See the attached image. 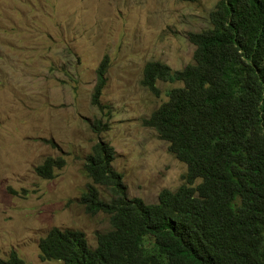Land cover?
Wrapping results in <instances>:
<instances>
[{"label":"rangeland","instance_id":"rangeland-1","mask_svg":"<svg viewBox=\"0 0 264 264\" xmlns=\"http://www.w3.org/2000/svg\"><path fill=\"white\" fill-rule=\"evenodd\" d=\"M217 1L0 0L1 258L16 251L27 264H63L40 257L39 240L54 226L81 229L96 245L108 216L87 213L79 196L91 181L85 157L99 139L115 148L130 197L152 203L184 182L187 165L143 124L182 83L159 81L156 96L141 79L149 60L173 69L193 62L188 34L211 27ZM98 88L100 104L92 101ZM98 120L109 129L94 131ZM50 155L66 163L45 179L36 166Z\"/></svg>","mask_w":264,"mask_h":264},{"label":"trees","instance_id":"trees-1","mask_svg":"<svg viewBox=\"0 0 264 264\" xmlns=\"http://www.w3.org/2000/svg\"><path fill=\"white\" fill-rule=\"evenodd\" d=\"M196 1V0H186ZM211 27L190 31L193 62L173 69L149 60L141 83L154 95L159 81L181 82L143 119L187 165L184 182L163 188L158 200L130 197L100 140L86 155L90 177L79 202L107 214L110 227L90 246L78 228L52 227L39 240L42 260L63 264H264V0H218ZM108 56L100 62L99 80ZM100 88L92 101L101 103ZM94 131L108 123H91ZM47 143L57 146L51 139ZM66 159L36 166L53 178ZM102 188V189H101ZM0 264H27L16 252Z\"/></svg>","mask_w":264,"mask_h":264},{"label":"clouds","instance_id":"clouds-1","mask_svg":"<svg viewBox=\"0 0 264 264\" xmlns=\"http://www.w3.org/2000/svg\"><path fill=\"white\" fill-rule=\"evenodd\" d=\"M98 132H99V131H98ZM43 139H45V138H43ZM46 139H51L52 141H54L55 143H57V142H56L55 140H53L52 138H46ZM100 140H103V139H99L98 141H100ZM44 141H45V140H44ZM98 141H97V142H98ZM103 141H104V140H103ZM97 142H95V143H97ZM167 142H168V141H167ZM114 150H115V148H114ZM58 156H62V157H64L63 155H58ZM115 156H116V150H115ZM115 156H114V159H115ZM54 157H56V156H54ZM114 159H113V161H114ZM113 161H112V165H113ZM113 167H114V165H113ZM114 168H115V167H114ZM60 169H61V168H60ZM115 169H116V168H115ZM116 170H117V169H116ZM117 171H118V170H117ZM119 172H120V171H119ZM56 173H57V171H56ZM120 173H121V172H120ZM121 174H122V173H121ZM122 175H123V174H122ZM55 176H56V175H55ZM55 176H54V177H55ZM40 177H41V176H40ZM54 177H53V178H54ZM123 177H124V176H123ZM42 178H43V177H42ZM45 179H50V178H45ZM84 190H85V189H84ZM84 190H83V191H84ZM83 191H82V192H83ZM96 244H97V241H96ZM95 246H96V245H95ZM95 246H92V247H95Z\"/></svg>","mask_w":264,"mask_h":264}]
</instances>
